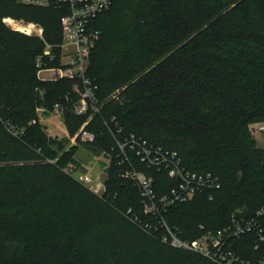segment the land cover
<instances>
[{"label":"trees","instance_id":"obj_1","mask_svg":"<svg viewBox=\"0 0 264 264\" xmlns=\"http://www.w3.org/2000/svg\"><path fill=\"white\" fill-rule=\"evenodd\" d=\"M65 13L0 0V264H216L128 220L129 207L140 210V193L114 163L104 198L66 169L78 160L73 151L59 154L38 108L51 109L75 82L40 78L41 68L59 64V49L50 58L40 37L4 21L42 24L55 43ZM96 27L89 74L102 110L89 125L96 140L78 146L95 156L109 149L104 123L116 116L124 133L177 150L191 171L217 175L213 199L198 193L166 213L183 238L200 236V225H225L239 209L259 208L264 148L249 125L264 121V0H113ZM63 117L73 133L86 119L69 111ZM136 164L159 194L176 183L165 170ZM244 254L255 255L250 246Z\"/></svg>","mask_w":264,"mask_h":264},{"label":"built area","instance_id":"obj_2","mask_svg":"<svg viewBox=\"0 0 264 264\" xmlns=\"http://www.w3.org/2000/svg\"><path fill=\"white\" fill-rule=\"evenodd\" d=\"M23 3L65 9L61 17L63 43L59 46L63 54L59 64L55 67L41 68L38 72L48 71L52 79L74 81L72 91L65 93L62 98L53 104L51 109L39 107L40 112H54L64 115L72 112L79 116H86L78 131L72 137V144H91L97 134L89 130V125L95 116L101 113L102 104L97 97V84L89 74V65L94 48L99 39V30L96 21L99 16L108 10L113 0H20ZM4 21L10 27L8 21ZM16 20V19H14ZM24 27L23 30L12 27L29 35L40 37L46 44L44 54L54 58L52 46L44 37L43 27L34 22L17 20ZM42 64L41 59L38 65ZM47 80L46 78H42ZM37 120H32L36 123ZM108 134L113 139L109 149L103 150L98 157L103 159L105 167L114 163L126 178L133 180L140 193V210L129 207L125 216L145 233L159 236L160 240L174 248L201 254L216 264H264V202L255 210H239L233 214L231 220L215 230H205L194 238L186 239L181 236V230L172 227L166 213L177 204L192 200L198 193H209L214 198V191L221 187V181L211 171H191L183 162V157L177 150L165 148L149 141L136 133H124L116 116L104 123ZM264 134V124L259 126ZM18 134V131H15ZM59 158H48L46 161L56 163ZM137 162L149 168L165 170L175 179L176 183L165 193L159 194L154 186L153 178L137 167ZM66 169L72 172L85 187L96 195L104 198L107 193L106 180L88 172H81L74 164ZM78 172V173H77ZM243 244L236 247L237 242ZM251 247L255 255L246 256L244 248ZM246 250V249H245Z\"/></svg>","mask_w":264,"mask_h":264},{"label":"rangeland","instance_id":"obj_3","mask_svg":"<svg viewBox=\"0 0 264 264\" xmlns=\"http://www.w3.org/2000/svg\"><path fill=\"white\" fill-rule=\"evenodd\" d=\"M97 21L95 25H97ZM40 25L43 27V29H45L42 24ZM45 40L48 44L52 46V48H58L60 55L63 54V49L59 46V44L63 43V38L61 41L55 43H51V41H49V39L46 38ZM41 77L46 78L49 82L54 81L52 79L53 75L51 74V72L48 71L42 72ZM39 118H40L41 126L43 127L44 131L47 133L49 140H51L52 144L57 148V150H59L60 155L65 154L68 151H73V156H75L78 160L77 161L78 165L76 166L77 167L76 169L78 171L88 172L93 175L100 176L103 180H106L108 178L109 172L107 173L105 171L106 167L102 158L95 156L92 153V151H90L86 146L83 145L78 146L72 144V137L78 130L74 133L72 131H68L63 115L46 111V112H40ZM261 124H264V121H256L250 123L249 130L251 135L255 138L257 145L259 147L264 148V134H262L258 129ZM29 162L41 163L42 160H30ZM19 163H24V162L21 161ZM75 179L79 181L77 178ZM134 186L136 187L135 184ZM147 235L150 237H154V235H149V234Z\"/></svg>","mask_w":264,"mask_h":264},{"label":"bare ground","instance_id":"obj_4","mask_svg":"<svg viewBox=\"0 0 264 264\" xmlns=\"http://www.w3.org/2000/svg\"><path fill=\"white\" fill-rule=\"evenodd\" d=\"M8 21L10 22L12 27L17 28L19 30H23L24 29L23 25L21 23H19L17 20L9 19Z\"/></svg>","mask_w":264,"mask_h":264},{"label":"water","instance_id":"obj_5","mask_svg":"<svg viewBox=\"0 0 264 264\" xmlns=\"http://www.w3.org/2000/svg\"><path fill=\"white\" fill-rule=\"evenodd\" d=\"M105 171L108 173L110 171V167H106Z\"/></svg>","mask_w":264,"mask_h":264}]
</instances>
